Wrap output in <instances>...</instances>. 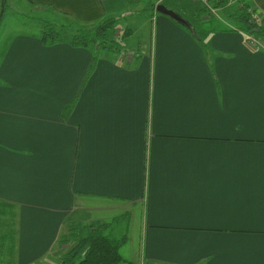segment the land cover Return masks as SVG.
Returning a JSON list of instances; mask_svg holds the SVG:
<instances>
[{
    "label": "crops",
    "instance_id": "1",
    "mask_svg": "<svg viewBox=\"0 0 264 264\" xmlns=\"http://www.w3.org/2000/svg\"><path fill=\"white\" fill-rule=\"evenodd\" d=\"M22 1L83 28L153 0ZM164 1L121 55L72 42L79 28L0 39V264H55L73 216L112 209L140 211L136 264H264L263 39L180 25ZM241 3L264 21V0Z\"/></svg>",
    "mask_w": 264,
    "mask_h": 264
},
{
    "label": "rangeland",
    "instance_id": "2",
    "mask_svg": "<svg viewBox=\"0 0 264 264\" xmlns=\"http://www.w3.org/2000/svg\"><path fill=\"white\" fill-rule=\"evenodd\" d=\"M181 1L182 3L186 2L187 6H191L187 0H166L163 4L166 7H172L173 5L175 7L174 10L182 14L181 16L193 24L198 30H208L217 27V25L229 29L231 28L230 26H225L228 22L222 21L219 17H214L213 14L207 15V18L204 20H201L198 15H192L191 13L188 14L182 6H179L178 3ZM192 1L199 5L196 0ZM5 8V14L0 22V39L3 40L17 32H37L40 27L56 26L58 31L65 37L69 35V31L79 28L74 21H67L50 12L41 11L36 7L29 6L23 1L19 2V0H17L12 6L11 0H6ZM151 8V5L149 9V6H147L146 3H141L137 6L136 11L126 16L127 18L116 19L117 27L120 29L131 26V28H133V34L127 36L126 39V36H124V40L121 39L126 49L134 45L136 46L137 43L143 42V40L145 41V39L149 38V32L153 29V26L148 19ZM219 15L220 14L217 16ZM262 41L264 42V40ZM138 213H140V211L138 212L134 210L131 212V210L125 211L122 209H112L104 212L89 211V214L85 216L87 220H81L82 222L78 223V226H76V220L79 221V219L75 218L76 215L73 216V222H71V226L65 232L71 233L75 231V233L80 234L85 229L90 228L91 225H97L106 221L109 223L108 229L105 231L107 234L116 239L125 238L124 243L119 249L122 257L126 260L135 262L140 255L142 241L140 233L141 215ZM60 248L61 251L66 250L68 246ZM11 252L12 249L10 248L9 251L5 253L7 254V258H10Z\"/></svg>",
    "mask_w": 264,
    "mask_h": 264
},
{
    "label": "trees",
    "instance_id": "3",
    "mask_svg": "<svg viewBox=\"0 0 264 264\" xmlns=\"http://www.w3.org/2000/svg\"><path fill=\"white\" fill-rule=\"evenodd\" d=\"M233 0H208V3H200L199 12L205 15L216 14L221 11L229 20L233 21L230 30L243 31L245 40L250 44L251 39L262 38L264 40V21L257 20L254 12L244 3L232 8ZM4 0L0 11V20L5 12ZM151 11L154 10V2H150ZM159 14V13H158ZM162 15V14H161ZM176 22V21H175ZM180 25H183L177 22ZM190 24V23H189ZM192 27V25H190ZM43 38L54 41L62 38V34L56 26L43 27ZM126 35L120 31L116 24V18L107 17L97 24L79 28L69 37L72 42L83 44L95 52L101 50L119 53L123 51L121 39ZM256 41V40H255ZM257 42V41H256ZM251 45V44H250ZM253 47V46H252ZM107 223L91 225L90 228L80 234L71 232L61 236L59 244H68V248L58 257L59 264H136L126 260L120 253V247L125 238L116 239L105 232ZM78 234V235H77ZM71 241V242H69Z\"/></svg>",
    "mask_w": 264,
    "mask_h": 264
},
{
    "label": "water",
    "instance_id": "4",
    "mask_svg": "<svg viewBox=\"0 0 264 264\" xmlns=\"http://www.w3.org/2000/svg\"><path fill=\"white\" fill-rule=\"evenodd\" d=\"M155 10L157 13L165 15V16L171 18L172 20L189 27V22L185 18H183L181 15H179L173 9L166 7L163 3H157L155 6Z\"/></svg>",
    "mask_w": 264,
    "mask_h": 264
},
{
    "label": "built area",
    "instance_id": "5",
    "mask_svg": "<svg viewBox=\"0 0 264 264\" xmlns=\"http://www.w3.org/2000/svg\"><path fill=\"white\" fill-rule=\"evenodd\" d=\"M202 4H207L208 3V0H199ZM250 44H251V46H253L254 48H258V43L255 41V40H253V39H251V42H250ZM129 55V56H131L133 53L132 52H128V53H125V52H123V55ZM55 264H59V263H55Z\"/></svg>",
    "mask_w": 264,
    "mask_h": 264
}]
</instances>
